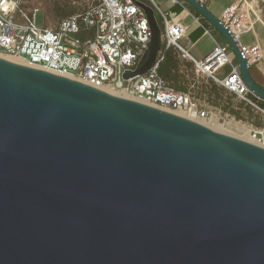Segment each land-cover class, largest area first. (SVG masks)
Here are the masks:
<instances>
[{"label": "water", "instance_id": "obj_1", "mask_svg": "<svg viewBox=\"0 0 264 264\" xmlns=\"http://www.w3.org/2000/svg\"><path fill=\"white\" fill-rule=\"evenodd\" d=\"M228 44L222 22L181 0ZM151 39L129 79L161 50ZM0 264H264V148L0 58Z\"/></svg>", "mask_w": 264, "mask_h": 264}, {"label": "built area", "instance_id": "obj_2", "mask_svg": "<svg viewBox=\"0 0 264 264\" xmlns=\"http://www.w3.org/2000/svg\"><path fill=\"white\" fill-rule=\"evenodd\" d=\"M170 1L184 5L181 0ZM197 1L203 4V0ZM257 2L264 3V0H239L238 5L225 10L220 20L229 29L249 66L262 61V50L257 44L242 45L239 40L251 29L253 16L256 20L248 6ZM140 4L150 8L154 14L160 28L161 50L154 66L146 74L125 80L123 75L135 70L151 39L148 19ZM20 5V0H0L2 54L21 58L30 67H38L122 98L141 99L170 113L178 111L187 119L203 121L207 127L214 121L222 127L228 126V114L200 106L189 90L174 91L158 76L157 69L163 60L162 49L172 48L181 63L191 65L192 77L212 81L249 105L264 122V106L242 81L228 44L215 41L208 56L203 60L194 59L181 44L186 28L169 19L156 0H92L81 12L62 18L56 26L43 28L35 25L37 8L26 13ZM205 32L209 34L207 29ZM180 72H186L184 64ZM263 132L264 128H252L248 135L260 144L264 141Z\"/></svg>", "mask_w": 264, "mask_h": 264}, {"label": "crops", "instance_id": "obj_3", "mask_svg": "<svg viewBox=\"0 0 264 264\" xmlns=\"http://www.w3.org/2000/svg\"><path fill=\"white\" fill-rule=\"evenodd\" d=\"M156 2L162 10L167 12L169 19L180 22L186 28L181 44L194 59L203 60L212 51L215 41L224 42L218 32L186 3L184 5L173 4L170 0H156ZM238 4L239 0H203V5L219 20L223 18L226 9ZM248 7L253 10L256 20L253 16L251 29L240 37L239 42L247 46L257 44L261 48L263 54L262 61L250 65L249 73L255 84L264 89V3L257 2ZM195 19H198L199 22L197 23ZM205 29L209 31V34L205 32ZM204 88L207 90V86H204ZM259 104L262 105L263 101L260 100ZM209 107L210 109L221 110L219 107ZM253 113L256 114L254 110Z\"/></svg>", "mask_w": 264, "mask_h": 264}, {"label": "rangeland", "instance_id": "obj_4", "mask_svg": "<svg viewBox=\"0 0 264 264\" xmlns=\"http://www.w3.org/2000/svg\"><path fill=\"white\" fill-rule=\"evenodd\" d=\"M20 2H21L20 5L21 9L26 13L30 12L35 8L39 10L35 16V25L38 28H43V27L56 26V24L62 18L74 13L81 12L91 4L92 0H20ZM157 20L159 22L158 18ZM184 74H186L185 78L189 86L188 88L189 93H191V95L197 100L200 106H204V107L212 106L209 103L210 94L208 93L211 87L219 91L220 102L229 100L235 108H239L242 105L239 100L229 95L227 92L222 90L220 87H218L211 81L201 78L195 79L194 77H192V74L190 73L189 70ZM203 84L204 86H207L206 92H202L200 90ZM243 115H244V119L242 120L235 119L234 117L229 115L226 118L228 122V126H226L225 129L222 128V126L220 127L218 121H214L212 124L209 123L208 126L212 128L213 127L220 128L221 130L224 129L227 131L226 132L227 135L246 141L245 140L246 138L249 139L248 138L249 131L252 128H257V129L264 128V122L257 113L256 114L253 113L251 118H248V116L245 113H243ZM263 138H264V132H263ZM260 144H262L264 148V141L260 142Z\"/></svg>", "mask_w": 264, "mask_h": 264}, {"label": "trees", "instance_id": "obj_5", "mask_svg": "<svg viewBox=\"0 0 264 264\" xmlns=\"http://www.w3.org/2000/svg\"><path fill=\"white\" fill-rule=\"evenodd\" d=\"M162 56H163V60L159 63L157 69L158 76L167 84V86H169L174 91L187 92L189 90L188 89L189 86L185 78L186 74L180 72V69L181 66L184 64V66L186 67V72L189 70L191 73V65L188 63L187 64L181 63L177 57V53L172 48H163ZM200 90L202 92L207 91L205 90L204 86H201ZM208 93L210 94L209 103L212 106L219 107L223 112L228 113L235 119L238 120L244 119L243 113H245L248 116V118L252 117L253 115L252 108L249 105L245 104L244 102L240 101L242 105L239 108H235L229 100L220 102V93L215 88L211 87ZM261 106H264V102Z\"/></svg>", "mask_w": 264, "mask_h": 264}, {"label": "bare ground", "instance_id": "obj_6", "mask_svg": "<svg viewBox=\"0 0 264 264\" xmlns=\"http://www.w3.org/2000/svg\"><path fill=\"white\" fill-rule=\"evenodd\" d=\"M0 58H3V59H5V60H8V61H11V62H14V63H17V64H20V65H24V66H28L21 58H18V57H15V56H9V55H5V54H1L0 53ZM32 68H37V69H40V68H38V67H32ZM103 91H105V92H107V93H109V94H112V95H115V96H117L116 94H114V93H111V92H108V91H106V90H103ZM125 98H127V97H125ZM132 100H134V101H137V102H140V103H143V104H147L146 103V101H144V100H141V99H132ZM174 114H176V115H178V116H183L180 112H178V111H175V112H173ZM191 120H193V121H196V122H199V123H201V124H204V122H202V121H199V120H196V119H191ZM219 126V125H218ZM217 126V127H218ZM220 127H221V125H220ZM209 128H211L212 130H214V131H216V132H220V133H223V134H226V130H224L225 129V127H222V128H224L223 130H221L220 128H216V127H209ZM249 138V137H248ZM247 142H250V143H252V144H256V145H260V146H262L263 147V145L262 144H259V143H257V141L256 140H253L251 137L249 138V139H245Z\"/></svg>", "mask_w": 264, "mask_h": 264}]
</instances>
